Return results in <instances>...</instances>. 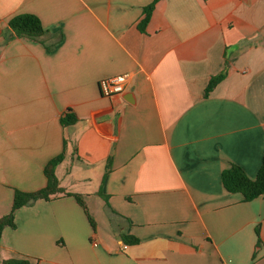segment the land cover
<instances>
[{"label":"crops","instance_id":"0c3cea01","mask_svg":"<svg viewBox=\"0 0 264 264\" xmlns=\"http://www.w3.org/2000/svg\"><path fill=\"white\" fill-rule=\"evenodd\" d=\"M154 1L0 0V217L64 153L60 184L97 172L118 223L94 230L75 196L38 198L4 228L0 264H264V196L222 180L233 164L254 179L264 156V0H157L142 29ZM21 13L40 38L10 28ZM124 73V92L102 95Z\"/></svg>","mask_w":264,"mask_h":264},{"label":"trees","instance_id":"16d2710c","mask_svg":"<svg viewBox=\"0 0 264 264\" xmlns=\"http://www.w3.org/2000/svg\"><path fill=\"white\" fill-rule=\"evenodd\" d=\"M156 1L157 0L146 7V17L142 21V29H144V25L147 24L150 19ZM9 26L18 36L32 39L40 38L45 32L41 19L37 15L31 13H21L15 15L9 21ZM224 77L225 73L212 77L206 87L205 95L208 96L217 84L224 79ZM76 120V116L72 114L70 110H68L66 115L61 118L63 125L73 124ZM64 156V153H62L51 159V161L46 165L45 174L47 177V184L45 187L30 192L19 189L16 190L11 212L3 217H0V240L5 227H16L15 215L19 208L32 203L38 198L51 200L62 195H72L76 197L80 205L84 207L94 230H96V221L88 210L84 196L80 193L70 192L60 184V180L56 174V168L64 160ZM111 161L112 159L110 157L107 161V172L110 170ZM222 180L228 191L242 193L246 201H251L260 196H264V156L258 173L254 179L249 177L241 166L233 164L231 167L222 172ZM99 193L102 196H106L103 194L102 190H100ZM125 240L129 243H136L139 241L138 238L129 235L125 236ZM3 264H31V262L28 259H9L4 261Z\"/></svg>","mask_w":264,"mask_h":264},{"label":"rangeland","instance_id":"374dc122","mask_svg":"<svg viewBox=\"0 0 264 264\" xmlns=\"http://www.w3.org/2000/svg\"><path fill=\"white\" fill-rule=\"evenodd\" d=\"M66 167L67 165L65 168ZM88 169L89 168H81L78 171L80 174L79 177L85 176V178L88 179L87 181L80 182L82 185L75 187L73 190H75V193H80L84 196L90 214L97 221L101 229L116 227L118 223L110 219L105 207V202L97 193L101 185L102 176H100L97 172H90ZM69 170L70 169L68 167L65 171L67 172ZM67 179H72V176Z\"/></svg>","mask_w":264,"mask_h":264},{"label":"built area","instance_id":"2783aa9c","mask_svg":"<svg viewBox=\"0 0 264 264\" xmlns=\"http://www.w3.org/2000/svg\"><path fill=\"white\" fill-rule=\"evenodd\" d=\"M129 76L130 74L124 73L103 77L99 81V87L102 95L112 96L124 92Z\"/></svg>","mask_w":264,"mask_h":264},{"label":"water","instance_id":"95a60500","mask_svg":"<svg viewBox=\"0 0 264 264\" xmlns=\"http://www.w3.org/2000/svg\"><path fill=\"white\" fill-rule=\"evenodd\" d=\"M11 39H12V35H0V57L4 52V50L6 49V47L8 46Z\"/></svg>","mask_w":264,"mask_h":264}]
</instances>
